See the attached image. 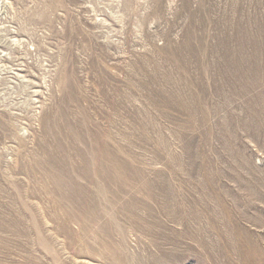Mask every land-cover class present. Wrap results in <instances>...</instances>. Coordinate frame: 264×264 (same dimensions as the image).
Returning a JSON list of instances; mask_svg holds the SVG:
<instances>
[{"label":"rangeland","instance_id":"1","mask_svg":"<svg viewBox=\"0 0 264 264\" xmlns=\"http://www.w3.org/2000/svg\"><path fill=\"white\" fill-rule=\"evenodd\" d=\"M0 264H264V0H0Z\"/></svg>","mask_w":264,"mask_h":264}]
</instances>
